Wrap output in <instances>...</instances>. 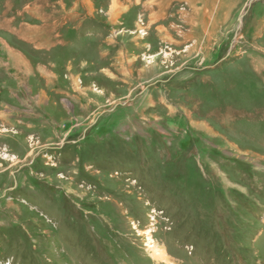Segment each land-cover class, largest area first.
Listing matches in <instances>:
<instances>
[{"label": "rangeland", "instance_id": "374dc122", "mask_svg": "<svg viewBox=\"0 0 264 264\" xmlns=\"http://www.w3.org/2000/svg\"><path fill=\"white\" fill-rule=\"evenodd\" d=\"M131 1L0 0V264H264V0Z\"/></svg>", "mask_w": 264, "mask_h": 264}, {"label": "crops", "instance_id": "0c3cea01", "mask_svg": "<svg viewBox=\"0 0 264 264\" xmlns=\"http://www.w3.org/2000/svg\"><path fill=\"white\" fill-rule=\"evenodd\" d=\"M132 2V6L134 5V6H136V4L138 3L137 2V0H132L131 1ZM143 5H144V3H143ZM145 6H143V8H144ZM150 24H153L154 25V23L152 22V21H150L149 22ZM154 29H155V27H154ZM157 30V29H156ZM8 31H10L9 29H8ZM13 31H15V33L17 34V30H16V28H13ZM55 32V28H53V29H49V30H42V28H41V30H34V33H33V38H31L30 40V42H33V44H34V46H35V49H37V50H47L48 49V47L49 46H54L55 44H52V45H50V42H49V40H51V36L52 35H59V33H56V34H53ZM25 38V37H24ZM23 38V39H24ZM29 42V43H30ZM50 64V63H49ZM51 67H53L54 66V63L53 64H51L50 65ZM32 68V67H31ZM36 68H37V70H39L40 71V73H39V75L44 71V69H42L43 67H42V65L40 64H36ZM45 73V72H44ZM52 73H53V70H52V72H51V70H49L48 71V73H47V76H46V74H45V77H47V79L45 80L46 81V83H50V82H52L53 81V79H51V77H52ZM49 74V75H48ZM41 76V75H40ZM46 86V85H45ZM35 88V87H34ZM30 90L32 91L33 90V87L31 86V88H30ZM36 92H37V94H41L43 91H41V89H39L38 87H37V89H36ZM53 93H55V94H60V95H63V94H65L64 93V91H61V90H59V89H54L53 91H52ZM36 94V93H35ZM36 96V95H35ZM34 96V97H35Z\"/></svg>", "mask_w": 264, "mask_h": 264}, {"label": "bare ground", "instance_id": "6f19581e", "mask_svg": "<svg viewBox=\"0 0 264 264\" xmlns=\"http://www.w3.org/2000/svg\"><path fill=\"white\" fill-rule=\"evenodd\" d=\"M159 4V3H158ZM150 239V238H149ZM153 241V240H152ZM149 243H151V241H149ZM150 248H154L152 249L154 256H152L154 259H162V260H167V257H165V253L163 252V249L158 247L157 245L154 244H149L148 245Z\"/></svg>", "mask_w": 264, "mask_h": 264}, {"label": "built area", "instance_id": "2783aa9c", "mask_svg": "<svg viewBox=\"0 0 264 264\" xmlns=\"http://www.w3.org/2000/svg\"><path fill=\"white\" fill-rule=\"evenodd\" d=\"M144 30V29H143Z\"/></svg>", "mask_w": 264, "mask_h": 264}]
</instances>
